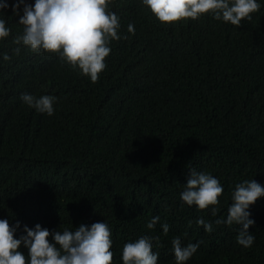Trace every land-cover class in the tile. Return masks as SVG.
<instances>
[{
    "label": "trees",
    "instance_id": "obj_1",
    "mask_svg": "<svg viewBox=\"0 0 264 264\" xmlns=\"http://www.w3.org/2000/svg\"><path fill=\"white\" fill-rule=\"evenodd\" d=\"M34 3V0H27ZM236 26L199 18L160 22L141 0H111L121 39L110 41L106 67L92 82L56 53H34L13 37L23 25L4 19L0 40V218L10 226L52 230L106 221L111 264H123L124 243L153 241L157 264H176L171 240L200 241L185 264H264V197L250 205L253 245L236 242L238 225L197 218L226 217L235 185H264V0ZM22 14V13H21ZM135 27L128 32V24ZM55 95L52 116L20 99ZM190 169L210 172L223 185L214 207L181 200ZM159 215L153 229L146 223ZM161 223L169 225L164 234ZM50 239V238H49ZM27 254V249L21 246Z\"/></svg>",
    "mask_w": 264,
    "mask_h": 264
},
{
    "label": "clouds",
    "instance_id": "obj_2",
    "mask_svg": "<svg viewBox=\"0 0 264 264\" xmlns=\"http://www.w3.org/2000/svg\"><path fill=\"white\" fill-rule=\"evenodd\" d=\"M111 0H13L12 13L19 16L18 23L23 31L13 37L17 45L13 54H19L21 46L34 53L41 51L56 53L60 59L72 68H78L82 75L92 82L97 81L99 73L106 67L105 58L109 55L110 41L121 39L119 34L120 18L109 9ZM141 3L163 23L184 19H197L210 13L214 19L241 25L242 19L251 20V13L261 7L259 0H141ZM9 8L7 0H0V40L10 35L4 17ZM22 13V14H21ZM128 32L134 33L133 24H128ZM3 61H9L7 52H0ZM21 101L39 113L52 116L57 97L43 94L39 97L30 93H21ZM223 192V185L210 172L190 169L187 181L180 193L181 200L187 205H196L198 209L211 207L213 216L218 212L214 207ZM264 197V185L255 179L237 183L231 193V203L226 217L215 221L197 218L196 223L205 231H213V224L238 225L236 242L249 248L255 240L249 226L255 223L250 218V205ZM160 216L147 221L146 227L153 229ZM164 234L169 231L167 223H161ZM20 222L10 226L7 218H0V264H111V230L106 221L91 224L81 223L70 229L52 230L41 227L23 226V234L15 237ZM50 238V239H49ZM159 237L143 235L134 241L124 243L121 249L123 264H157L159 253L153 251V241ZM200 241L185 244L181 235L171 240L172 252L176 264H185L197 251ZM27 254L21 251V246Z\"/></svg>",
    "mask_w": 264,
    "mask_h": 264
}]
</instances>
